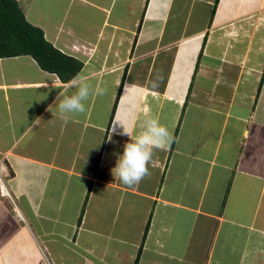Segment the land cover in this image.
<instances>
[{"label": "crops", "instance_id": "obj_1", "mask_svg": "<svg viewBox=\"0 0 264 264\" xmlns=\"http://www.w3.org/2000/svg\"><path fill=\"white\" fill-rule=\"evenodd\" d=\"M53 1L26 19L104 94L66 124L71 80L0 57V264H264V0ZM147 118L174 142L127 186Z\"/></svg>", "mask_w": 264, "mask_h": 264}, {"label": "clouds", "instance_id": "obj_2", "mask_svg": "<svg viewBox=\"0 0 264 264\" xmlns=\"http://www.w3.org/2000/svg\"><path fill=\"white\" fill-rule=\"evenodd\" d=\"M69 89L58 98V112L67 124L72 115L86 111V103L93 94L103 95L104 90L93 88L87 75L77 74L70 82ZM147 111V110H146ZM122 133L130 137L118 155L115 167L111 170L114 178L127 186L139 184L149 174V164L157 150H167L174 142L173 132L155 118H147L142 131L131 134L124 129ZM31 127V126H30Z\"/></svg>", "mask_w": 264, "mask_h": 264}, {"label": "trees", "instance_id": "obj_3", "mask_svg": "<svg viewBox=\"0 0 264 264\" xmlns=\"http://www.w3.org/2000/svg\"><path fill=\"white\" fill-rule=\"evenodd\" d=\"M18 55H30L63 82L72 80L82 66L45 39L42 29L26 19L19 0H0V57Z\"/></svg>", "mask_w": 264, "mask_h": 264}, {"label": "rangeland", "instance_id": "obj_4", "mask_svg": "<svg viewBox=\"0 0 264 264\" xmlns=\"http://www.w3.org/2000/svg\"><path fill=\"white\" fill-rule=\"evenodd\" d=\"M19 2L23 10H27V16L31 21L34 20L49 26L51 24L50 28H52V24L56 20V12L61 6L60 2L53 0H20Z\"/></svg>", "mask_w": 264, "mask_h": 264}, {"label": "built area", "instance_id": "obj_5", "mask_svg": "<svg viewBox=\"0 0 264 264\" xmlns=\"http://www.w3.org/2000/svg\"><path fill=\"white\" fill-rule=\"evenodd\" d=\"M4 174H6L5 167L3 164H0V194L10 197L9 193L5 190Z\"/></svg>", "mask_w": 264, "mask_h": 264}]
</instances>
